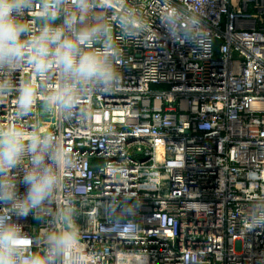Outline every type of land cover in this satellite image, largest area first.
I'll return each instance as SVG.
<instances>
[{
  "label": "built area",
  "instance_id": "obj_1",
  "mask_svg": "<svg viewBox=\"0 0 264 264\" xmlns=\"http://www.w3.org/2000/svg\"><path fill=\"white\" fill-rule=\"evenodd\" d=\"M45 3L17 16L21 40L46 24L70 38L106 25L95 47L115 49L116 80L77 85L65 108L50 100L66 83L54 64L40 73L26 55L0 66V128L51 135L62 152L39 209L24 218L0 203L25 254H46L70 211L78 247L67 264H264V0H89L82 17L59 0L54 20ZM28 167L25 156L0 176L20 198Z\"/></svg>",
  "mask_w": 264,
  "mask_h": 264
},
{
  "label": "clouds",
  "instance_id": "obj_2",
  "mask_svg": "<svg viewBox=\"0 0 264 264\" xmlns=\"http://www.w3.org/2000/svg\"><path fill=\"white\" fill-rule=\"evenodd\" d=\"M80 16L89 9V0H71ZM30 0H0V66L13 67L21 58L28 56L35 69L46 73L54 64L65 78V86L50 100L65 108L74 105L76 86L104 84L116 80L115 67L110 57L116 51L107 43L96 48L101 36L107 37L108 26L93 25L74 33V38L65 36L64 27H51L46 24L37 35L21 40L22 34L29 31L18 21L23 9ZM44 15L49 20L57 18L59 0H46ZM68 27L77 23V17L67 18ZM122 24L128 20L122 18ZM0 85V90H2ZM34 90L31 85L21 89L19 105L22 110L31 107ZM53 137L27 133L15 125L0 128V176L6 175L27 156L29 167L25 171L23 183L27 190L23 198L17 194L12 180L0 181V203L11 204L18 217L26 218L39 209L56 188L61 166L62 152L52 144ZM46 158L47 161L46 162ZM68 227L54 231L48 236L49 249L44 255L27 253V241L19 228L10 223V217L0 216V264H56L57 257H63L65 264L74 247H78L77 232L71 212L63 213Z\"/></svg>",
  "mask_w": 264,
  "mask_h": 264
},
{
  "label": "rangeland",
  "instance_id": "obj_3",
  "mask_svg": "<svg viewBox=\"0 0 264 264\" xmlns=\"http://www.w3.org/2000/svg\"><path fill=\"white\" fill-rule=\"evenodd\" d=\"M153 88H158V87H153Z\"/></svg>",
  "mask_w": 264,
  "mask_h": 264
}]
</instances>
